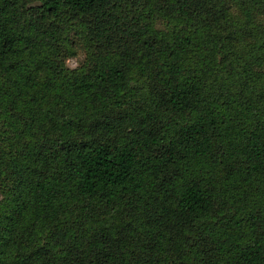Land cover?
<instances>
[{
    "label": "trees",
    "instance_id": "16d2710c",
    "mask_svg": "<svg viewBox=\"0 0 264 264\" xmlns=\"http://www.w3.org/2000/svg\"><path fill=\"white\" fill-rule=\"evenodd\" d=\"M0 264H264V0H0Z\"/></svg>",
    "mask_w": 264,
    "mask_h": 264
},
{
    "label": "rangeland",
    "instance_id": "374dc122",
    "mask_svg": "<svg viewBox=\"0 0 264 264\" xmlns=\"http://www.w3.org/2000/svg\"><path fill=\"white\" fill-rule=\"evenodd\" d=\"M83 59V55H79L77 57H71L68 59V66L71 68H76L80 65L81 60Z\"/></svg>",
    "mask_w": 264,
    "mask_h": 264
}]
</instances>
